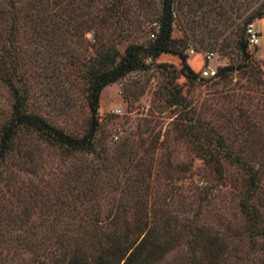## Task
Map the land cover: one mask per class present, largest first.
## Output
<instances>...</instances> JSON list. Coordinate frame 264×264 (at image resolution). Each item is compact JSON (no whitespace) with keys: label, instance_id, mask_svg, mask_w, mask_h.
<instances>
[{"label":"rangeland","instance_id":"1","mask_svg":"<svg viewBox=\"0 0 264 264\" xmlns=\"http://www.w3.org/2000/svg\"><path fill=\"white\" fill-rule=\"evenodd\" d=\"M80 5L75 2L68 8ZM160 7L161 0H98V21H91L88 29L84 16L74 22L62 16L61 25L57 17L48 16L35 32L30 23L19 21L15 56L28 87V109L66 134L83 136L91 123L88 67L101 48L121 57L130 46L151 43ZM29 11L23 3L19 15ZM262 12L264 0H176L171 39L185 54L195 79L188 81L179 74L177 56L162 54L142 58L144 70L107 85L99 96L94 128L108 151L96 145L95 155L70 153L47 146L32 131H21L13 149L30 152V159L18 160L15 170L14 154L0 167V264L19 262L20 232L34 226L21 218L53 217L60 204L67 208L72 202L74 191L68 188L88 179L97 190L99 182L108 181L117 186L118 194L126 184L138 194L139 185L149 183V199L160 202L167 213L199 215L215 231H232L241 219L237 169L219 155L226 171L221 181L206 156L222 142L247 165L260 168L264 193V18L253 21L261 36L259 46L247 49L244 61L237 52V44L244 41L245 21ZM3 27L0 48L9 42V24ZM189 49L196 54L189 55ZM205 53H213L209 68L218 72L228 66L232 71L211 81L199 79ZM11 104L0 84V126L9 117ZM122 144L129 151L126 157L111 159L112 175L98 173L102 158ZM59 190L62 198H56ZM100 207L104 213L110 209ZM177 258L171 254L166 262L173 264Z\"/></svg>","mask_w":264,"mask_h":264},{"label":"trees","instance_id":"2","mask_svg":"<svg viewBox=\"0 0 264 264\" xmlns=\"http://www.w3.org/2000/svg\"><path fill=\"white\" fill-rule=\"evenodd\" d=\"M75 2L81 3V8H68ZM175 2L161 0L157 29L147 46H130L121 57L115 51L100 49L94 64L87 69L89 88L86 100L90 127L83 136L74 137L28 109V87L19 73L15 56L18 22L30 23L35 32L48 16L57 17V24L65 23L63 18L74 22L84 16L82 22L88 29L91 21H98V0H0V29L9 24L8 46L0 48V84L7 89L12 101L9 117L0 126V167H5L8 158L14 154L15 163L12 165L15 170L18 160L30 159V152L27 155L26 151L18 153L13 149L21 131H32L47 146L70 153L95 155L96 145L102 150H110L95 137L100 93L107 85L129 73L144 70L146 66L142 58L175 55L180 60L179 74L193 81L195 74L186 64L185 54L173 46L171 39ZM23 3L30 7L24 17L19 15ZM54 7L56 11L52 13ZM262 18L264 12L251 16L244 26ZM249 48L244 35V41L237 44V52L243 61L249 57ZM231 71V67L225 66L218 72L216 70L214 77L203 80L211 81ZM128 151L127 144L114 148L110 157L102 158V164L96 170L105 176L112 175L115 162L111 159L126 157ZM219 155L234 166L239 175L234 181L238 185L237 209L241 219L232 231H215L201 221L199 215L167 213L161 209L160 202L149 199V183H141L138 194H133L132 185L126 184L118 194L116 185L101 181L97 190L98 187H92L88 179L68 188L74 191L72 202L67 208L64 203L60 204L53 217L38 216L31 221L21 218L23 223L34 226L24 227L20 232L17 264H168L166 259L171 254L179 256L173 264H264V193L260 168L247 165L239 154L218 141L214 152L207 154L206 163L221 181L225 180L226 171L218 160ZM11 171L6 168L8 174ZM63 194L61 190L57 191L56 198H62ZM102 205L110 208L107 213L102 212ZM127 208L135 212L129 214Z\"/></svg>","mask_w":264,"mask_h":264},{"label":"built area","instance_id":"3","mask_svg":"<svg viewBox=\"0 0 264 264\" xmlns=\"http://www.w3.org/2000/svg\"><path fill=\"white\" fill-rule=\"evenodd\" d=\"M244 35L247 41V44L251 47V48H255L258 47L260 44V32L259 30L256 28L255 24H249L245 27L244 29ZM153 37V35H152ZM188 54L189 55H195L196 52L193 49H189L188 50ZM213 58V53H205L204 54V60H205V67L199 71V79H209L211 77H214L216 74V69H211L208 67L209 62L211 61V59ZM207 64V65H206ZM114 140L117 139L116 136L113 137Z\"/></svg>","mask_w":264,"mask_h":264},{"label":"crops","instance_id":"4","mask_svg":"<svg viewBox=\"0 0 264 264\" xmlns=\"http://www.w3.org/2000/svg\"><path fill=\"white\" fill-rule=\"evenodd\" d=\"M256 25V24H255ZM257 28H258V25H257Z\"/></svg>","mask_w":264,"mask_h":264}]
</instances>
